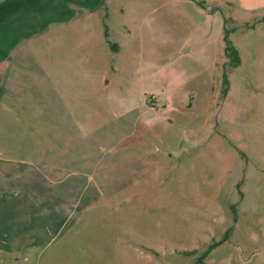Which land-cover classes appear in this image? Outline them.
<instances>
[{
    "label": "rangeland",
    "instance_id": "rangeland-1",
    "mask_svg": "<svg viewBox=\"0 0 264 264\" xmlns=\"http://www.w3.org/2000/svg\"><path fill=\"white\" fill-rule=\"evenodd\" d=\"M72 1L50 0L0 28V45L20 41L9 57L14 92L0 99V142L34 143L2 149L0 158L22 151L77 172L56 184L39 177L22 201L0 191V255L13 249L18 264H35L38 255L42 264L51 252L60 255L55 264H260L264 28L250 18L229 34L240 64L225 70L222 97L224 27H233L232 12L248 18L234 3ZM244 1L252 14L264 12V0ZM209 3L213 11L202 10ZM53 41L66 47L56 49L58 64L82 63L78 107L33 63L47 59ZM59 70L53 75L64 87ZM9 176L0 171V186L19 187ZM31 187L47 188L39 196ZM34 204L54 212L48 248L23 238L47 219Z\"/></svg>",
    "mask_w": 264,
    "mask_h": 264
},
{
    "label": "crops",
    "instance_id": "crops-1",
    "mask_svg": "<svg viewBox=\"0 0 264 264\" xmlns=\"http://www.w3.org/2000/svg\"><path fill=\"white\" fill-rule=\"evenodd\" d=\"M177 1L180 2V0H177ZM212 1H214L216 4L219 3V4L229 5L231 3H234L235 7L238 10H242L243 12L246 13V15H248V18H246V16H241L238 13L232 12L233 16L231 15L230 18L233 20V23H234L233 27H235V31H238L240 29V27H242L241 25L244 23V21L248 20L250 18L256 19V24L251 25V26H253V28L259 24H261V28H264V12L261 14H257V15L252 14L250 8L245 7V4H244L245 1L244 0H212ZM72 2H74L75 4L79 3L78 1H72ZM106 3H107V1H106ZM190 3H193V0H191ZM203 3H205V1ZM258 6H260V8H264V2H262ZM201 7H202V10H206L207 12L213 11V9H211L212 8L211 3L208 4V7H205V6H201ZM249 13L252 15H250ZM80 18H82V17H77L76 22H79ZM224 20L225 19H223L221 21V28L222 29L225 25ZM3 26H4V24H3ZM248 27H249V25H248ZM5 31H9L8 27H6ZM48 33H49L48 38L50 40V39H52V35H51L52 33H51V31H49ZM6 35L10 37L13 34L9 31V33H7ZM262 38H264V34L262 35ZM19 42L20 41H17L15 44L13 43V44H2V45H0V99H2L1 97H4V99H6L9 97L10 92H14V91H12V89H13V86H16V83H15L16 75H15L14 71H12L14 74L9 71V65H10L9 64V57H10L11 51L14 48H16V46ZM53 42H54V44L49 43V45H48L47 59H44L43 57L40 58V55H36L38 59L40 58V60L34 61L33 63L38 68H40L42 71L43 70L47 71L49 77L51 78V88L53 89L54 93L56 91H59L60 94L64 96L63 97L64 100L65 101L67 100L69 102L70 108L78 107V106H80V103L79 102L74 103V102L79 99V98H77V96L82 94V91H80V90L82 88V84H84L83 79L85 78V76H83L84 72H83L82 63L80 61L77 64L76 61L73 62L72 60L64 59L63 61L60 60L59 61L60 63L58 64L57 59L55 58L56 49L60 50L63 47L57 46L55 41H53ZM223 47H224V45H223ZM64 48L66 49V47H64ZM64 48L61 50H64ZM31 49L35 53L38 51H41V53L43 52L42 46L39 47V45L32 44ZM203 49H204V47H201L200 49H198V51H202ZM223 59L226 60L225 54H224ZM56 67L60 68V70L58 71V73H62V76L60 77V80H61L60 83L63 84L64 87L59 85L56 82L57 81V79L55 78L56 74L54 73L55 76L53 75V69H56ZM72 69H74V70H72ZM103 74L107 75V70H104ZM80 100L81 99H79L78 101H80ZM71 101H73V104L71 103ZM66 105H67V103H66ZM33 145H34L33 142L25 143L22 140H16L15 143H8V141L0 142V155H3L2 153H4V152H2L3 151L2 149H21L22 150V149H25L28 147L34 148ZM19 154H20V156H12V155L4 154L5 156L0 158V171L4 172L5 174H8L10 176L16 177V179H18L17 183L20 184L19 187L16 184H15V186H14V184H12V186H8V187H7V184H5L4 186L7 188H3V186H0V191L5 189L7 192H9V194L13 198H20L19 197L20 193L22 192L24 194L25 189L29 190L30 186H32V185L34 186L35 183L37 182V179H39V177H41V176H42V178L47 179L48 183L56 184V183H59L60 181H62L63 179H65L67 177L70 178L72 176V174L77 173L76 171L73 172V170H71L70 167L67 168L68 164L66 165L65 163H62V162H55L51 158H45V159L41 158V159L37 160V158H31V157H27V156L25 157L23 155L22 151H20ZM80 161H81V158H80ZM65 162H70V160H67ZM47 181L45 180V182H47ZM46 188L47 187L39 188L38 190L37 189L35 190V187H31V190L34 194L37 193V195L43 196ZM48 189L50 190L49 187H48ZM26 195H27V197L25 199V203L29 206H32V204H33L32 200L28 197V193ZM19 201H22V198H20ZM34 206L36 208H34L33 211H35L37 213L38 219L41 217L43 212L47 213V219H45V221H42V223L37 226L36 233L32 234V236L31 235L23 236V238L25 240L27 239L30 241V243H31L30 248H34L36 245L37 246L42 245L44 248H48L53 243H55V234H54V232H52V230L50 228L54 222L49 221V217L51 214L54 217V212L51 211V208H48L49 205H48V207H47L48 209H46V211L44 210V207L46 205L43 206V205L39 204V206H36L34 204ZM50 211H51V213H50ZM68 243L69 242H67L66 244H68ZM17 250H21V248H19ZM76 256L77 255H74L71 257L74 260H78V257H76ZM19 257L20 256H16L14 254L13 249H10V250L8 249V250H6L5 253H2V255H0V263H5L7 261L9 262L12 259L15 262H17L16 264H18V258ZM59 257H60V255H55L53 252L48 253L46 255V257L43 259L44 262L42 264H55L54 260L56 261ZM36 259L37 260H36L35 264H40L41 256L39 257V255H38ZM21 261H28V256L27 255L22 256ZM260 264H264V257L261 259Z\"/></svg>",
    "mask_w": 264,
    "mask_h": 264
},
{
    "label": "trees",
    "instance_id": "trees-1",
    "mask_svg": "<svg viewBox=\"0 0 264 264\" xmlns=\"http://www.w3.org/2000/svg\"><path fill=\"white\" fill-rule=\"evenodd\" d=\"M49 0H0V28L3 24L11 18H14L20 14L30 12L37 8H40L46 4ZM81 2L83 0H73ZM105 5V0H99V5ZM104 29L107 30V25L104 24ZM235 31V27L226 28L224 27V54L226 61L223 63V73H222V89L221 96L224 97L228 87V80L226 75V69L236 67L240 64V56L238 50L233 45L229 34ZM218 243L215 242L211 245L206 252L213 248ZM196 250L188 251L187 254H193ZM205 252V253H206Z\"/></svg>",
    "mask_w": 264,
    "mask_h": 264
}]
</instances>
